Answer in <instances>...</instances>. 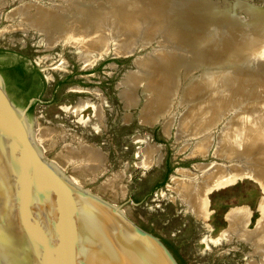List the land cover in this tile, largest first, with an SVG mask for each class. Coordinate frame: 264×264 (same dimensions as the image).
Wrapping results in <instances>:
<instances>
[{
  "label": "rangeland",
  "instance_id": "1",
  "mask_svg": "<svg viewBox=\"0 0 264 264\" xmlns=\"http://www.w3.org/2000/svg\"><path fill=\"white\" fill-rule=\"evenodd\" d=\"M73 1L75 0H6L0 5V48L36 65L47 79V91L38 100L29 103V113L35 130L39 132L42 129L50 134L51 138L42 139L48 146L51 145L49 148L71 176H75L71 164L64 165L65 147L96 149L104 160L103 172L96 179L86 180L82 184L76 183L93 193L97 192L104 199L111 200L132 222L160 237L173 253L188 264H249L251 261L261 264L260 257L253 255L254 249L251 245L240 242L235 237L228 242L221 235L228 228L225 215L232 209H249V230L262 218L261 211L257 210L264 197L259 183L246 177L229 186L208 192L205 220H198L189 213L169 187L172 185V178L180 177L179 169L198 173L195 168L199 164L225 163L226 161L213 155L218 145V137L220 142L225 140L233 119L239 120L242 116L249 117L258 111H264V0H161L167 3L159 16L156 10L149 11L135 6L138 13L126 33L127 37L136 33L138 43L133 50L120 54L121 56L115 54L114 44L117 41L111 39L107 51L101 56L92 54L90 63L83 62L82 52L75 45L57 41L52 47H47L42 33L32 30L34 22H24L19 15L10 16L11 12L24 4L31 6L30 9L36 6L49 9L61 4L69 7V3ZM76 1H83L88 7L100 5L103 8L102 13L113 25L109 26L110 29L114 28L118 15L113 2ZM119 1L122 4L126 2ZM33 13L34 11H28V16L31 17ZM20 24L24 26H19ZM196 24L207 27L204 28L201 39L196 40L193 37V44L189 49L175 52L183 60L181 68L190 67L192 64L204 66L207 61L219 63L221 71H218V78L228 80L230 78L226 77L225 72H230L233 83L237 84L240 94L237 100L229 99V104L232 106L236 100L235 105L238 107H231L233 112L229 105L218 108L216 115L205 121L209 125L202 134L199 132L203 128L198 131L195 129L191 135L180 133L182 131H179V123L190 114L194 105L191 99L189 104L184 102L183 95L198 80L207 79L201 68L193 69L187 78L179 74L173 80L174 89L169 96L161 94L163 98L159 101L170 109L159 117L158 122L151 127L141 125L138 116L148 94L143 86H138L135 91L137 102L133 108L124 107L125 102L120 97L123 88L131 87L126 80L137 72L135 61H150L155 54L170 52L172 48L163 42L166 35L175 32L180 25L191 27ZM214 27L220 29L221 33H215ZM146 32L148 34L145 37ZM143 38L148 42L145 43ZM231 40L236 45H232ZM212 41L220 51L217 55L218 61L207 53L212 47ZM162 45H166L168 51ZM246 77L252 80L245 84ZM255 77H259L260 83ZM55 82H59V88L53 92ZM218 98L222 100L224 97ZM79 103L82 107L76 110ZM97 108L101 112L100 118H96ZM205 112L207 118L210 111L203 113ZM167 120L172 124L169 135L165 136L163 125ZM202 135L207 139L205 157L192 154ZM146 146L157 147L154 164L148 168L139 165L141 159L138 157L139 150ZM117 175L119 179L116 184L106 192H100L104 183ZM167 185L170 191L167 190Z\"/></svg>",
  "mask_w": 264,
  "mask_h": 264
},
{
  "label": "bare ground",
  "instance_id": "2",
  "mask_svg": "<svg viewBox=\"0 0 264 264\" xmlns=\"http://www.w3.org/2000/svg\"><path fill=\"white\" fill-rule=\"evenodd\" d=\"M135 1L136 2H131L130 0H126V2L122 4L119 0H110V2L115 4L114 10L118 15V20L112 29H110L112 23L109 18L105 17V14L102 13L103 8L100 7V5L88 7L85 2L76 0L69 3L71 5L69 7L62 6L61 4L49 9L43 8V6H36L30 9L31 6L24 4L22 7L11 12L10 16L18 17L19 15L24 22H34L32 24V30L34 29L42 33L47 47H52L57 41H63L70 45H75L82 52L81 58L83 62L90 63L92 62V59L90 58L92 54L101 56L107 51L111 39L117 41L114 44L115 54H126L130 50H133L134 45L138 43L136 33L135 35L134 33H131L130 37H127L126 33L138 13V11L135 10V6H138L140 9H148L149 11L156 10V14L158 15L167 3L166 1L163 3L161 0ZM5 2L6 0H0V5ZM173 5H177V3H173ZM28 11H34L31 17L28 16ZM21 25L23 24H20L19 26ZM206 27L207 26L201 24H196L191 27L180 25L175 32L166 35L167 37L163 40L169 48H172L170 52L168 51L169 48H166V45H162V47L166 48L164 50L168 51L166 54H155L156 56L154 55V58L150 61H144L143 59L135 61L134 64L135 67H137V72L131 74L126 80L131 87L123 88L120 92V97L125 102L124 107L127 109L133 108L137 102L135 91L138 86H143V90L148 94L147 98H145L144 107L140 110L138 116V121L141 125L151 127L158 122L159 117L170 109L169 106L159 101L163 98L162 95L167 94L169 96L174 89L173 80L177 78L179 74H181V77L187 78L190 71L193 69L201 68L205 75H207V79L205 81L198 80V83L191 85L183 95L184 102H188L191 99L193 100L192 102L194 105L190 102V104L193 105L190 114L180 121L179 125L181 129H179V131H182L180 133L191 135V133L193 134L192 131L195 129L198 131L200 128H203L201 129V133L199 132V134H202L204 131H207L209 125L205 121L208 120V118L215 116L218 108H224L225 105H229L230 109L231 107L233 109V106H235V109L238 107L235 104H237L236 100L240 93L239 89H237V84L235 85L233 83L234 79H232L230 72H225L227 74L226 77L230 79H219L217 74L218 71H221L220 64L211 61L205 63L204 60L201 61L205 63L204 66H200V64L199 66L192 64L190 67L184 66L181 68L183 66V60L180 55L175 53L178 51L184 52L182 50L184 48L189 49V46L193 44V37H195L196 40L201 39L202 34H204L205 31L204 28ZM214 29L215 33H221L220 29L215 27ZM121 30L123 32H121ZM147 34L148 32H146L145 37ZM145 39L143 38V41ZM233 41L234 40H231L230 43L236 45ZM144 42L147 43L148 41ZM233 47L236 49V46ZM207 51L212 59L218 61L217 55H219L220 51L215 43H213L212 47ZM245 62L248 63L249 61ZM254 79L260 83L259 77H255ZM250 80L252 79L246 77L245 84ZM219 96L224 98L221 100L218 98ZM232 98H236V100L231 106L229 104V99ZM81 107L82 104L79 103L75 109L79 110ZM206 110L210 111L209 114L207 113V118L205 117L206 112L203 113ZM225 111L229 113V111ZM96 112L98 115L96 118H100V109L97 108ZM231 112H233V110ZM233 120L230 122V132L228 136H225V142H220V137H218V145L213 153L214 157L220 158L226 162L221 164H199L195 168L198 173H193L186 169H179L178 175H180V177L172 178L170 183L172 185L169 189L179 194L181 199L187 205V208L194 210L197 218L202 220H205L207 217V193H210L213 189L229 186L235 183L238 179L247 177L259 183L264 191V111H258L251 116L249 115V117L246 115L242 116L239 120ZM171 124L172 123L168 120L164 123L163 132L165 136L169 135ZM40 130L41 131L38 133L41 137L51 138L48 132L46 133L45 131H42V129ZM202 136L196 143V146H194V152L192 153L191 151L195 156L199 155L200 157H203L206 155L208 149L207 139L205 136ZM65 149L63 156L66 160V164H63H71V168L75 174L72 178L75 182L82 184L86 180H93L97 175L103 172L104 160L96 149L90 147L72 149L69 146L65 147ZM156 153L157 147L155 146H146L139 150L138 157L141 159L139 165L144 168L150 167L154 164L153 160L155 159ZM118 179V175L108 179L106 183H104L100 192H106L108 188L111 189ZM258 209L262 213V218L256 223L252 230L247 229L249 218L251 216L249 209L246 207H240L230 210L225 215V221L228 223V228L224 230L221 235H223L224 239L228 242L235 237L238 241L251 245L254 249L253 255L256 254L259 256L261 264H264V197L260 200ZM249 264L256 263L251 261Z\"/></svg>",
  "mask_w": 264,
  "mask_h": 264
},
{
  "label": "water",
  "instance_id": "3",
  "mask_svg": "<svg viewBox=\"0 0 264 264\" xmlns=\"http://www.w3.org/2000/svg\"><path fill=\"white\" fill-rule=\"evenodd\" d=\"M29 103L0 73V264H188L75 182L33 127Z\"/></svg>",
  "mask_w": 264,
  "mask_h": 264
},
{
  "label": "flooded vegetation",
  "instance_id": "4",
  "mask_svg": "<svg viewBox=\"0 0 264 264\" xmlns=\"http://www.w3.org/2000/svg\"><path fill=\"white\" fill-rule=\"evenodd\" d=\"M5 69L8 71L19 72V74L21 75V78L23 80L24 86H26L28 91L33 93V95L31 97H29V99L27 101L24 98L18 97L14 87H12L8 84L6 77H5V73H4ZM0 73L3 75L5 81L7 82L9 89L11 90L13 95L15 96L16 100L21 105L25 104V106H27L30 101H31L30 104H32L33 101H36V100H38V98L42 97L48 89L47 79L45 78V76L42 74V72L38 69V67L36 65L31 64L30 62L24 60L22 57H20L16 54H12V53L5 51L3 48H0ZM53 87H54L53 92H55V90L59 88V82H55ZM30 108H31V105L28 107L27 112L30 110ZM167 190H169L168 185H167ZM171 192H173V191H171ZM173 193H175V192H173ZM175 194L177 195V197L180 200V202L182 203V205H184L185 208L188 210V212L193 214L197 218L194 210L188 209L185 202L181 199V196L177 193H175ZM197 219L200 220V218H197ZM167 247H168V245H167ZM177 261H178V259H177Z\"/></svg>",
  "mask_w": 264,
  "mask_h": 264
},
{
  "label": "trees",
  "instance_id": "5",
  "mask_svg": "<svg viewBox=\"0 0 264 264\" xmlns=\"http://www.w3.org/2000/svg\"><path fill=\"white\" fill-rule=\"evenodd\" d=\"M5 77L8 84L14 87L16 94L20 98H24L26 101L33 95L32 92L28 91L26 86H24L21 75L17 71L4 70Z\"/></svg>",
  "mask_w": 264,
  "mask_h": 264
},
{
  "label": "crops",
  "instance_id": "6",
  "mask_svg": "<svg viewBox=\"0 0 264 264\" xmlns=\"http://www.w3.org/2000/svg\"><path fill=\"white\" fill-rule=\"evenodd\" d=\"M257 210H258V208H257ZM259 219V218H258Z\"/></svg>",
  "mask_w": 264,
  "mask_h": 264
}]
</instances>
